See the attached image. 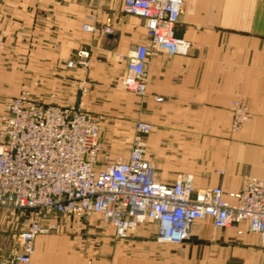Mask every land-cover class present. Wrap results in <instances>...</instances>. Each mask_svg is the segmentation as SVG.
<instances>
[{
  "label": "crops",
  "instance_id": "1",
  "mask_svg": "<svg viewBox=\"0 0 264 264\" xmlns=\"http://www.w3.org/2000/svg\"><path fill=\"white\" fill-rule=\"evenodd\" d=\"M122 3L0 0V97L52 76L58 87L71 85L72 101L85 111L106 114L116 105L128 113L131 93L117 82L128 55L150 38L145 19L123 12ZM85 23L112 32L85 31ZM176 35L190 42L189 51L152 53L147 94L136 96L139 119L153 123L146 155L159 181L189 175L195 187L233 192L247 176L264 178V0H185ZM80 50L90 53L88 67L65 73ZM234 101L252 115L239 132L232 131ZM129 150L112 144L107 151L128 158ZM100 217L46 219L32 264H264L254 233L238 234L244 224L215 231L211 218L197 220L191 237L176 244L157 239L155 221L119 239Z\"/></svg>",
  "mask_w": 264,
  "mask_h": 264
},
{
  "label": "built area",
  "instance_id": "2",
  "mask_svg": "<svg viewBox=\"0 0 264 264\" xmlns=\"http://www.w3.org/2000/svg\"><path fill=\"white\" fill-rule=\"evenodd\" d=\"M184 8L185 0H123V12L145 19L150 40L128 55L122 88L144 97L151 54L189 51L190 42L176 35ZM83 29L112 32L110 26L89 23ZM88 58L89 52L81 50L67 67H87ZM5 108L0 117V208L29 211L34 219L19 234L17 249L0 255V264H32L44 222L57 214L77 218L99 214L119 239L127 238L139 224L155 221L159 241L179 244L191 237L197 220L211 218L216 229L244 224L238 234L246 230L264 241V178L247 176L241 189L233 192L221 186L195 187L189 175L163 183L141 141L128 159H101L99 122L79 105L45 103L24 91L7 99ZM251 119L248 107L234 101L232 128L241 130ZM152 128L145 121L137 124L141 134Z\"/></svg>",
  "mask_w": 264,
  "mask_h": 264
},
{
  "label": "rangeland",
  "instance_id": "3",
  "mask_svg": "<svg viewBox=\"0 0 264 264\" xmlns=\"http://www.w3.org/2000/svg\"><path fill=\"white\" fill-rule=\"evenodd\" d=\"M122 5H123V3H122ZM84 51H88V50H84ZM78 52L75 55H73L72 57H70L69 60L77 59ZM89 58H90V53H89ZM89 58H88V60H89ZM77 66H80V65H77ZM80 67H82V66H80ZM84 68H86V67H84ZM68 69H70V68L67 67V70L65 71V73L70 71ZM22 70L24 71V70H26V68H22ZM65 75H68V74H65ZM121 80H119L117 82V86L120 89L131 93L129 99H124L125 102L129 101L131 103V109H129V112L128 113L123 112L121 107L115 105V107L111 106L109 113L100 114V115L93 114L94 116H96V118L99 122V125H100V131L102 132L101 133V142L103 144V152L101 155H103V157H101V159H104L105 156H108V159L111 162H113L114 160H116L118 158L128 159V158H125V157L120 156V155H116V156L111 157V155L108 154L107 150H108V147L110 148V146L112 144H113V147L115 145V150H119V151L123 147H125L126 145H129V147H130L129 155H130L131 150L140 141L142 143H144V145H145L144 147L146 149V142H145L146 137L150 133L153 132V129H152V131L150 133L141 134L137 130L138 122H140V121L148 122V121L143 120V118L139 119L141 116L139 115V111L137 108L138 97H136L139 95L122 88L120 85ZM70 87H71V85L68 84L67 82H65L64 85L58 87L56 85V82L53 81L52 76L50 77V80H48V81L41 82L38 79L33 84L30 83L28 85H24V87L20 88V90H18L15 94L0 97V117L6 110L5 106H6L7 99H9L10 97H13V96H17L24 91L29 92L32 97H34L40 101H43L45 103H53V104H60V105L71 104V103L76 104L75 102L72 101V95L70 92V90H71ZM148 123H151V122H148ZM151 124L153 127V123H151ZM247 125H249V124H247ZM247 125H245L244 127H246ZM232 131L233 132H239L241 130H234L232 128ZM102 137L103 138L105 137V140H106L105 143L103 142ZM146 157H147V155H146ZM147 158L154 164V162L149 157H147ZM105 165L107 166V163ZM181 176H182V174L180 175V177ZM91 217H93V218L98 217L99 218L100 215L94 214ZM33 219H34V214L29 212V211H20V210L0 208V255L1 256L2 255L7 256V255L13 253L17 249V247H18L17 241H18L19 234L24 229H26L28 227V225L31 223V221ZM230 229H232V228H230ZM112 230L114 231L113 228H112ZM220 230L225 231L227 229H216L215 231H220ZM253 235L256 238H258L260 245L264 246V241H263L262 237L259 235H256V234H253ZM234 239H236V238H234ZM230 243H232V242H230ZM234 243H236V242L234 241ZM262 246L259 248L264 249Z\"/></svg>",
  "mask_w": 264,
  "mask_h": 264
}]
</instances>
